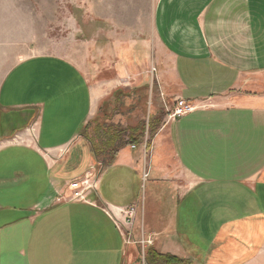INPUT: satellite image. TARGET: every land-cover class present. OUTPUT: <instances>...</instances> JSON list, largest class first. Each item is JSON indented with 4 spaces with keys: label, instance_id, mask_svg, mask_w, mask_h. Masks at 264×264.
<instances>
[{
    "label": "crops",
    "instance_id": "crops-1",
    "mask_svg": "<svg viewBox=\"0 0 264 264\" xmlns=\"http://www.w3.org/2000/svg\"><path fill=\"white\" fill-rule=\"evenodd\" d=\"M10 7L0 0V264H133L114 218L131 205L132 237L160 252L264 264V0H156L159 80L197 104L148 149L123 148L97 182L108 173L112 194L87 200L68 184L93 162L80 136L92 87L64 56H18Z\"/></svg>",
    "mask_w": 264,
    "mask_h": 264
},
{
    "label": "rangeland",
    "instance_id": "rangeland-1",
    "mask_svg": "<svg viewBox=\"0 0 264 264\" xmlns=\"http://www.w3.org/2000/svg\"><path fill=\"white\" fill-rule=\"evenodd\" d=\"M155 2L156 0H10V9L16 14L15 22L11 24L20 29L18 36L15 35V40L18 41H15L12 50L18 56L52 53L74 62L86 75L96 100V112L84 125L92 124L91 130L85 134L94 136L95 120L124 130L136 127L139 129L137 134L142 136L141 142L137 145L127 144L123 148L145 144L148 149L154 136L161 133L167 123L188 113L172 117L179 106V100L194 105V108L197 104L176 95L171 96L159 80V65L155 62L159 50L152 29ZM154 115L160 120L155 132L151 133L149 123ZM83 128L80 131L82 137ZM126 134L129 132L126 131ZM123 148L117 152L116 157ZM93 167L102 171V167L107 166L93 157V162L84 175L77 180L82 179ZM96 177L99 182L100 176L96 174ZM108 177V173L102 175L100 188L95 187L88 192L93 195L99 192L112 194ZM146 183L148 184L142 181V188L139 187L141 192ZM87 197L89 198V193ZM130 208L135 210L130 224L123 222L126 217L118 213L123 217L121 219L118 216L123 225L129 226V232L121 228L122 233L126 235L124 238L128 246L138 245V255L136 254L133 264H146L145 249L149 246L155 248L154 240L150 237L151 243L142 248L137 241L145 237L142 236L137 241L132 237L133 231L130 230L137 212L134 206L131 205ZM125 221L129 219L126 218ZM135 229L139 227L136 226ZM8 230L14 231V225ZM128 237L131 241L126 240Z\"/></svg>",
    "mask_w": 264,
    "mask_h": 264
},
{
    "label": "trees",
    "instance_id": "trees-1",
    "mask_svg": "<svg viewBox=\"0 0 264 264\" xmlns=\"http://www.w3.org/2000/svg\"><path fill=\"white\" fill-rule=\"evenodd\" d=\"M159 120L155 115L150 118L149 129L151 133L155 132ZM93 123L95 124L94 136L85 134L88 133L89 129L91 130L92 124L84 126L82 135L89 142L93 157L101 161L104 166L111 165L117 152L125 145H137L141 142L142 136L137 134L139 129L136 127L124 130V128L116 127L115 125L101 124L98 120ZM126 131L129 132L128 135ZM126 135L128 136L127 139L125 138ZM100 172L102 171L100 170ZM145 262L146 264H189V261L185 258L169 253H160L151 246L145 249Z\"/></svg>",
    "mask_w": 264,
    "mask_h": 264
},
{
    "label": "built area",
    "instance_id": "built-area-1",
    "mask_svg": "<svg viewBox=\"0 0 264 264\" xmlns=\"http://www.w3.org/2000/svg\"><path fill=\"white\" fill-rule=\"evenodd\" d=\"M179 106L176 109V112L172 114V117H174L175 115H181L187 112H190L194 109V105L187 103L183 100H179L178 101ZM171 118V116H170ZM95 167L91 168L94 169ZM90 169V170H91ZM91 174V172H87L85 174V176L82 179H74L71 181V183L69 184V190H70V197L69 198H73L76 197L77 199H83V200H87V196H88V191H91L92 189H95V182L93 181L92 178H88L87 175ZM120 213L125 216L127 219H129V221H124L123 222H127L128 224H130V220L133 218V216L135 215V210L134 208H127L125 210H121ZM122 222V223H123ZM129 241V239H127ZM150 238H141L139 241H137V243L144 248L145 245L150 244L151 242Z\"/></svg>",
    "mask_w": 264,
    "mask_h": 264
},
{
    "label": "bare ground",
    "instance_id": "bare-ground-1",
    "mask_svg": "<svg viewBox=\"0 0 264 264\" xmlns=\"http://www.w3.org/2000/svg\"><path fill=\"white\" fill-rule=\"evenodd\" d=\"M91 172V174H88L87 175V177L90 179V178H92L93 179V181L95 182V187H97V181H96V179L95 178H97L96 177V174L99 176V174H100V170H98L97 169V167H95L93 170H91L90 171ZM147 176V173H144V177H146ZM71 182H69V184H70ZM69 184H68V187H69ZM73 198H76V197H73ZM72 198V199H73ZM77 199V198H76ZM127 208H129V207H127ZM127 208H124V209H120L119 210V213H120V211L121 210H125V209H127ZM113 217H114V215H113ZM115 218V220H116V223H117V221L119 222L118 224H117V226L119 227V228H122V229H125V231L126 232H129V226H124L123 225V223H122V221H121V219H119V217H114ZM121 229V230H122ZM131 231V230H130ZM125 235V234H124ZM126 236V235H125ZM144 236V235H143ZM127 239H129V241H131L130 240V238L128 237ZM126 239V240H127ZM137 241V240H136Z\"/></svg>",
    "mask_w": 264,
    "mask_h": 264
}]
</instances>
